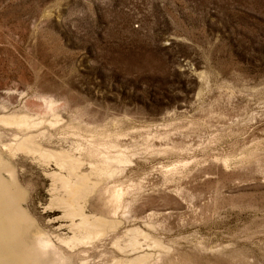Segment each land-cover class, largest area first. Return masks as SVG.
<instances>
[{"label":"rangeland","instance_id":"374dc122","mask_svg":"<svg viewBox=\"0 0 264 264\" xmlns=\"http://www.w3.org/2000/svg\"><path fill=\"white\" fill-rule=\"evenodd\" d=\"M0 264H264V0H0Z\"/></svg>","mask_w":264,"mask_h":264},{"label":"bare ground","instance_id":"6f19581e","mask_svg":"<svg viewBox=\"0 0 264 264\" xmlns=\"http://www.w3.org/2000/svg\"><path fill=\"white\" fill-rule=\"evenodd\" d=\"M39 241V240H38ZM41 245H43L44 246V244H43V242L41 241Z\"/></svg>","mask_w":264,"mask_h":264}]
</instances>
